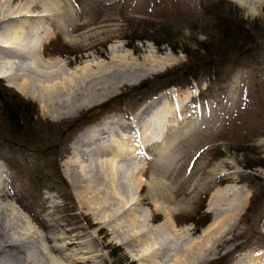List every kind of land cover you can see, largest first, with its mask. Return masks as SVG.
I'll return each instance as SVG.
<instances>
[{
  "label": "rangeland",
  "instance_id": "1",
  "mask_svg": "<svg viewBox=\"0 0 264 264\" xmlns=\"http://www.w3.org/2000/svg\"><path fill=\"white\" fill-rule=\"evenodd\" d=\"M29 1L0 0V5ZM38 1L31 0L28 6L37 12L32 20L40 19L44 27L35 36L49 31L45 58L58 57L68 67L95 58L108 62L111 47L119 44L116 57L126 53L124 59L142 69H117L111 78L125 81L118 89L108 95L96 94L99 98H79L64 112L48 111L37 95L23 94L1 77L0 83L28 104L26 120L21 115L17 125L0 108V169L4 188L14 193L6 202H13L16 213L36 233L55 237L54 244L65 257L60 259L63 264H118L121 260L127 264H150V260L156 264H232L242 256L264 263V0L255 6L234 0L44 1L50 8ZM46 9L48 16L39 14ZM226 19L243 23L256 40L250 59L232 56L223 66L202 72L199 82L171 84L141 96L138 86L186 61L189 56L183 49L195 57L206 55L205 44L217 49L223 35L220 21ZM65 27L76 40L67 39ZM4 55L1 52L0 59ZM162 94L164 98L150 113L165 116L163 140L148 141L144 152L119 160L118 177L116 172L108 176V167L99 163L109 161L112 154L102 151V155L90 156L89 162L77 154L86 147L88 141L84 140L93 135V129H100L110 119L116 122L106 125L116 131L117 122L130 121L141 106ZM107 132L97 143L107 138ZM72 160L86 166L88 181L77 171L70 181L67 163ZM92 160L94 175L87 166ZM55 166L66 185L50 180ZM35 174L44 180L33 185L30 176ZM224 187L229 190L213 201V192ZM253 193L256 203L246 212ZM131 195L138 199L126 207ZM165 208L172 209L169 217H165ZM145 248L150 259L141 255Z\"/></svg>",
  "mask_w": 264,
  "mask_h": 264
},
{
  "label": "bare ground",
  "instance_id": "2",
  "mask_svg": "<svg viewBox=\"0 0 264 264\" xmlns=\"http://www.w3.org/2000/svg\"><path fill=\"white\" fill-rule=\"evenodd\" d=\"M44 1L46 2V0H43V2ZM234 1L238 2L239 4H245V2H248L251 4L253 3V5L256 2H261V0H234ZM1 2H2V0H1ZM43 2H42V4H46L45 6L48 5L47 3H45V2L43 3ZM4 3H5V1H4ZM30 3H31V0L29 2H26L27 6L25 3L17 4V5H10L8 7H2L3 5H0V29H1L0 32H3L2 35L0 33V53L4 52V54H5L0 59V78L1 77L5 78L8 81L9 85L14 86L19 92H22L23 94H26V95H29V96H32L35 98L37 95V97H39V100L41 102H43L44 106L43 105L42 106L45 109H48V111H52V112L63 111L64 112L65 109H69L71 107H74L77 104V100L79 98L81 100V98H83V97L87 99V97H91V96H94L96 94H99V95H102L103 93H106L107 95L109 93L111 94V92L118 89L119 86L124 81L123 79L113 80L111 78V77H113V75L116 74L115 73L116 71L118 72V70H119V72H121V70H123V71L130 72L131 70L136 71L138 69H142V65L135 63L131 60L128 61V60L124 59V56L126 55V53L119 55V56H121L120 58L116 57L117 54L115 52L118 51L117 48L119 47V44L111 47L112 56H111V61H108V62L105 60H102V59H96L95 58V59H91L89 61H86L85 64H83V65L81 64V65H77L75 67H68L67 62L65 60L59 59L58 57H56V58H45L43 56L44 42L49 37V31H47L44 35H41L39 38H38V35L35 36V34L40 33V31H43L44 27L42 28V26H41L42 24L40 25V19L32 20L31 16L36 14L37 12L36 13L32 12L33 9H31L28 6V4H30ZM259 4H261V3H259ZM4 5H6V3ZM47 7L50 8L49 5ZM51 10H53V9L51 8ZM62 10H64V9H62ZM44 12H41L39 14L43 15V14L48 13V9H46ZM55 12L56 11H53V13H55ZM58 12H59V10H58ZM68 15H69V13H68ZM12 18H15L17 20L15 22H9V21H11L10 19H12ZM7 19H9V20H7ZM61 20H63V19H61ZM62 23H64V22H62ZM2 24H3V26H1ZM65 24L66 23H64V25ZM64 31L66 32L67 39L71 40V42H73L74 40L77 39V37L72 35V33L70 34L71 31L69 32L68 27H65ZM54 67H57V68L54 69ZM62 67L64 68V70ZM60 68H62V69H60ZM3 69H7V70L4 71ZM57 73H58V75H57ZM95 91H97L98 93H95ZM189 94H190V92L188 91V95ZM97 97L99 98V96H97ZM93 98L96 99L95 97H93ZM161 98H164L163 94L159 95L154 100H152V101L144 104L143 106H141L139 108V110L132 116V118L130 117L131 118L130 121L117 122L116 131H113L111 125L110 126L106 125V124H109L112 122H116V121H113L110 119L107 120L100 129H93L94 130L93 135L89 134V138L87 140H84V141H88V143H84L86 147L85 148L82 147V148L78 149L77 154L84 157L83 158L85 160L84 162H89V160L91 159L92 156L102 155V151L112 154L109 161H106V162L97 161V162H99L102 167L103 166L108 167V170L110 172L107 175L108 176L110 175V177L111 176L113 177L115 172L117 173V167L119 164L118 161L122 160L123 157L125 158L126 156H130V155L136 156V155H139L140 152H144L143 147L146 144V142H148V141L163 140L162 138H163L164 131H165L164 129H166V120L164 119L165 116L163 117V115H161V114L158 115V114L150 113V111L153 109V107H155V104L158 101H160ZM83 101L81 103H83ZM88 101H90V100H87L86 102H88ZM91 102H92V100H91ZM88 104H89V102H88ZM76 108H77V106H76ZM166 114H164V115H166ZM108 127H111V128L106 129ZM154 129L156 131H154ZM106 130L108 131L106 133L108 135L107 138L105 137L103 140H101L100 143H97L96 139H98L102 135V133L106 132ZM117 132H119V133H117ZM150 133L151 134L154 133V134L150 135ZM262 142H264V138L262 139ZM100 146H101V148H99ZM119 158H121V159H119ZM67 164L70 165V168H71L70 172H68V177H69L70 181L72 180L73 175L76 176L77 172H79L80 175H82L81 177H83V178H81V179H83V180L88 179L86 177L87 174L85 173L86 166L83 167L82 165H80V163L78 161H73V160L69 161ZM93 164L95 166V162H93V160H92L90 162V164L87 165L89 168H91V169H89V172L93 173L92 175H94V173H95L94 170L92 169ZM96 164H98V163H96ZM2 172H3V170L0 169V264H63L60 259L65 258V257L62 254V248L54 244L55 237L53 236L54 237L53 238L52 236H50L51 234L50 235L45 234V235L41 236L38 233H36L35 230L32 229V226H31L32 224L29 226L27 219H25V217H22L21 215H19L20 213L19 214L16 213L17 211L15 210V208L13 206L14 205L13 202L12 203H10L9 201L6 202L5 199L9 200V199L13 198L14 193L9 192L7 189L4 188V184H3L4 179L2 177ZM103 174H105L104 171H103ZM118 174L119 173H117V175H116L117 177H118ZM114 180L115 179H113V181ZM141 180H143V179H141ZM139 183L137 184L138 186H139ZM135 189L137 191L138 188H135ZM152 189H154V188H152ZM234 189H236V187ZM227 190H229V188H227V187L216 189L213 192L211 199H213V198L217 199V196H220V194H224ZM135 192L133 194H135ZM164 197H163V199H164ZM159 198H161V197H159ZM123 199L124 198L122 197V200ZM137 199H138V196L131 195V197L129 199H127V203L124 202L125 204L124 203L123 204L124 205L127 204L126 207H129L132 203L134 204V202ZM124 201H126V200H124ZM128 201H130L129 204H128ZM162 201H164V200H162ZM169 201L170 200H168V202ZM213 201H216V200L213 199ZM83 203H85L84 199H83ZM231 204H232V202H231ZM244 206H245V204H244ZM237 207H233V208L235 209ZM241 207H243V206H241ZM130 208L132 209V207H130ZM130 208H129V210H130ZM176 210H178V208ZM171 213H172L171 208H165V217H169L171 215ZM221 213H223V212H221ZM131 214H134V215H132L133 218L136 216L135 215L136 213H131ZM226 214L227 213L225 212L224 215H226ZM237 214H238V212H237ZM232 216H234V215H232ZM215 218H216V216H215ZM142 220H144V219H142ZM169 220H170V218H169ZM134 222H135V220H134ZM145 222H146V220H145ZM173 223H174V221H173ZM161 224H162V222H161ZM213 224H214V222L212 221V223L209 224L208 227L204 228V230H203L204 234L203 235H205V233L208 231L209 228L212 227ZM222 224L224 225V222H222L221 225ZM161 226H163V225H161ZM161 226H160L159 230L161 228H163ZM166 226H167V224H166ZM156 227L158 228L159 226L157 225ZM154 228H155V226H154ZM141 229L142 228H140V231H141ZM143 230H145V228ZM150 230H151V228H150ZM175 231L177 232V229ZM147 232L145 231V233H147ZM162 232H163V230H162ZM153 233L154 232H152V234ZM147 235L150 236V233ZM153 239H154V237H153ZM129 240H131V239H129ZM148 242L150 243L149 239H148ZM195 242H192V243H195ZM201 242H203V241H201ZM146 246L148 247V245H146ZM35 248H37L38 251H36L37 249L34 250ZM188 248H191V247H188ZM147 249L148 248H145L144 251L142 249L143 252H141V251L140 252H141V255L144 256V258L149 256V257H147V259L148 258L150 259L151 254L149 255L146 253L148 251ZM151 249H152V247H151ZM200 249L201 248H199V250ZM194 251H197V250H194ZM177 252H175V254ZM149 253H150V251H149ZM185 253H186V251H185ZM194 254H195V252H194ZM197 254H199V253H197ZM57 255H59L61 258H57ZM138 256H139V258H141V256L139 254H138ZM155 256L153 259H155ZM184 256H186V254H184ZM172 257H173V255H172ZM144 258H143V260H145ZM180 258H178V259H180ZM80 259H82V258H80ZM172 259H169V261ZM185 259H188V258H185ZM150 261H149L150 264H156V261H155V263L152 261H151L152 262L151 263ZM181 261H185V260H180L179 262L181 263ZM195 262H197V261H195ZM157 263L159 264L160 262L158 261ZM64 264H66V263H64ZM232 264H264V263H262V261H260V260L252 259L251 257H243L242 256V257H239Z\"/></svg>",
  "mask_w": 264,
  "mask_h": 264
},
{
  "label": "trees",
  "instance_id": "3",
  "mask_svg": "<svg viewBox=\"0 0 264 264\" xmlns=\"http://www.w3.org/2000/svg\"><path fill=\"white\" fill-rule=\"evenodd\" d=\"M220 22L222 23L223 35L217 49L214 50L213 47H209L205 44L203 46V50L206 52V55H200L198 57L191 55L188 49H183L189 56L186 61L173 69L156 74L154 77L138 86L137 89H139L141 96L146 97L150 94V92L157 91L171 84L186 85L197 80L199 82L202 72L213 67L223 66V64L230 60V57L232 56H234V58L237 56H245V60L250 59L256 50L255 47H253L256 40L252 39V34L248 32V29L246 30L244 24L242 23V25H238L237 23H232L233 21L230 19ZM209 88L210 84H208L206 89ZM20 96L21 95L12 91V89H10V87L6 84L0 83V108L3 110V113L7 116L9 121L15 123L16 125L21 122V115L25 117V120L27 116L26 108L28 104L24 103L22 99L23 97ZM48 150L49 149H47V151ZM54 168L56 172L53 174L54 178L50 180L66 185V182L62 176H60L59 168L57 166ZM41 179L42 178L38 177L37 174L32 175L30 176V183L33 185L39 184ZM43 180L44 179L41 181ZM255 193H253L250 197L249 204L246 207V212L252 210L256 203ZM207 222L208 220H205L204 225ZM118 264L127 263L121 260Z\"/></svg>",
  "mask_w": 264,
  "mask_h": 264
}]
</instances>
